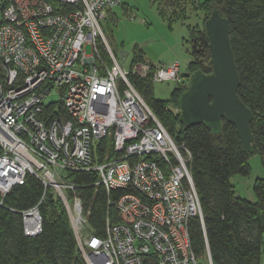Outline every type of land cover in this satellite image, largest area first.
Listing matches in <instances>:
<instances>
[{"label":"built area","instance_id":"built-area-1","mask_svg":"<svg viewBox=\"0 0 264 264\" xmlns=\"http://www.w3.org/2000/svg\"><path fill=\"white\" fill-rule=\"evenodd\" d=\"M129 1L0 0V193L28 175L43 183L37 206L21 212L30 237L41 234L40 206L54 191L86 264H201L190 232L196 217L205 231L192 154L129 80L184 85L180 63L127 70L103 34L101 20ZM75 172L96 173L108 193L102 235L69 177ZM206 254L213 264L209 246Z\"/></svg>","mask_w":264,"mask_h":264},{"label":"trees","instance_id":"trees-1","mask_svg":"<svg viewBox=\"0 0 264 264\" xmlns=\"http://www.w3.org/2000/svg\"><path fill=\"white\" fill-rule=\"evenodd\" d=\"M173 8L174 18L186 19L187 6L203 11V27H191L190 62L192 73L210 74V43L205 24L213 12L219 11L229 21L230 42L240 75L239 97L251 109L253 121V153L243 151L238 131L226 119L219 130L203 125L186 127L181 121L180 96L187 89L176 86L171 101L156 99L153 84L137 76L129 80L142 94L152 111L178 144H185L192 154L191 171L203 209L205 231L199 219L193 218L190 232L194 251L207 263V247L213 264H261L264 249V178L256 180V201L237 196L231 178L251 170L249 157L257 153L264 162V0H162ZM184 4V6H183ZM128 5V4H126ZM123 5V6H126ZM110 13V11H109ZM109 62L105 46L100 43ZM202 59L207 61L204 64ZM143 61L137 58L134 62ZM132 63V65H133ZM154 68L155 66L151 64ZM51 110V108H50ZM0 149V155H1ZM77 193L89 212V223L96 234L105 232L108 193L96 186V173H72ZM44 185L28 175L24 185L15 186L6 197L0 193V264H86L77 248L76 238L64 204L50 190L41 203L43 230L38 236H26L21 212L37 206L43 197ZM154 260L148 264H156Z\"/></svg>","mask_w":264,"mask_h":264},{"label":"rangeland","instance_id":"rangeland-1","mask_svg":"<svg viewBox=\"0 0 264 264\" xmlns=\"http://www.w3.org/2000/svg\"><path fill=\"white\" fill-rule=\"evenodd\" d=\"M197 1L203 3L206 0ZM166 2L131 0L126 6L111 9L106 18L101 20L103 34L120 65L127 70H130L134 59L141 57L144 62L154 66L179 62L184 81L182 89H188L190 76L193 74L189 66L193 56L189 51L188 40L191 38V27H203V11L190 5L186 8V19L184 17L175 19L173 8ZM100 43L105 46L103 40H100ZM86 49L87 54L91 53L89 46ZM106 51L108 55L107 48ZM202 61L205 65L208 64L206 60ZM144 62L138 61L133 64ZM176 86L173 81L157 82L152 87L153 95L156 99L171 101V94ZM56 98V95H52L46 101H55ZM248 163L251 166L249 175L238 174L230 181L236 189L237 196L251 202L257 200L254 183L264 178V162L260 153H254L249 157ZM261 262L264 264V252Z\"/></svg>","mask_w":264,"mask_h":264},{"label":"water","instance_id":"water-1","mask_svg":"<svg viewBox=\"0 0 264 264\" xmlns=\"http://www.w3.org/2000/svg\"><path fill=\"white\" fill-rule=\"evenodd\" d=\"M210 43V74L196 71L190 77L188 89L180 96L181 121L186 127L205 124L219 130L226 119L238 131L243 151L253 153L251 123L253 114L238 95L240 75L230 42L229 21L215 11L205 24Z\"/></svg>","mask_w":264,"mask_h":264}]
</instances>
